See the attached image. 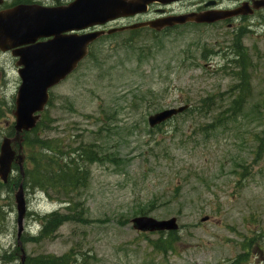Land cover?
Segmentation results:
<instances>
[{
	"label": "rangeland",
	"instance_id": "374dc122",
	"mask_svg": "<svg viewBox=\"0 0 264 264\" xmlns=\"http://www.w3.org/2000/svg\"><path fill=\"white\" fill-rule=\"evenodd\" d=\"M231 39L222 26H193L104 35L90 45L49 91L43 136L58 135L65 151L97 150L102 159L87 166L86 186L71 195L83 219L48 239L24 236L36 233L39 216L66 211L54 194L24 189L18 243L27 257L72 251L75 264H232L245 255L239 264H264V45L251 32L242 39L252 66L240 102L230 90L237 71L226 64ZM1 61L0 143L13 137L20 83L10 58ZM182 105L185 113L148 126L150 115ZM16 176L0 181V264H19L20 253L6 257L17 249ZM142 216L176 219L172 250L154 247L163 235L132 228L130 220Z\"/></svg>",
	"mask_w": 264,
	"mask_h": 264
},
{
	"label": "water",
	"instance_id": "95a60500",
	"mask_svg": "<svg viewBox=\"0 0 264 264\" xmlns=\"http://www.w3.org/2000/svg\"><path fill=\"white\" fill-rule=\"evenodd\" d=\"M155 0H135L132 4L123 5L120 0H74L61 8L17 7L0 15V47L2 51L21 46L25 49L17 52L20 68L17 74L20 85L14 104V136L3 138L0 143V179L7 182L12 164L20 169L24 160L22 153V134L31 131L40 119V113L48 102V90L58 85L69 76L87 55L89 44L104 34H112L124 30H136L149 27L160 31L164 27L175 24L194 22L211 24L236 15L235 12H205L173 17L163 21L139 23L131 26L111 29L106 32L95 31L87 34H71L95 26H103L120 16H133L142 13L145 5ZM175 1V0H174ZM38 39H49L34 44ZM7 45V47H2ZM30 45V46H29ZM187 106L172 108L148 117L150 128L158 126L174 116L182 113ZM14 145L18 148L15 151ZM17 211V238L23 230L25 201L22 186L14 194ZM207 221L202 218L201 222ZM132 228L137 232L176 231L175 218L155 220L149 217H135L130 220ZM19 244V243H18ZM20 245V244H19ZM20 263L25 260V253L20 247Z\"/></svg>",
	"mask_w": 264,
	"mask_h": 264
},
{
	"label": "trees",
	"instance_id": "16d2710c",
	"mask_svg": "<svg viewBox=\"0 0 264 264\" xmlns=\"http://www.w3.org/2000/svg\"><path fill=\"white\" fill-rule=\"evenodd\" d=\"M235 54L237 57L240 55L239 51L235 52ZM240 70L238 83L232 86L230 90L237 92L235 97H240L241 102L242 90L245 87L247 89L249 83L246 80L245 65ZM235 97L233 101L235 106L233 108L238 107L240 103L236 102ZM206 101H211V99L207 98L203 100L205 103ZM43 123L44 115H42L33 130L22 134V147L26 153L23 170L20 173L17 166H13L12 169L17 172L15 178L18 182L21 181L24 189L32 192L40 191L48 198L51 193L54 194L57 199L54 198L53 200L65 205L62 210L66 212L55 211L40 218L41 226L38 235L36 237L24 236V241L31 242H37L39 239H48L63 224L79 222L83 219V215L76 209L77 204L71 199V195L86 186L89 177L87 166L102 159L100 158V152L91 148L84 149L79 147L65 151L63 140L58 135L55 137H50L49 135L43 136L44 132L50 127H45ZM10 129L11 134H9L13 136L12 127ZM162 235L160 234V236ZM174 236V232L163 235L162 237H165V239L160 238L154 247L157 251L161 252L172 250V242L176 240ZM17 252L19 253L18 249L15 250L14 254L6 256L7 259L10 261L16 259L14 256L18 254ZM72 253V251H69L60 257L52 255H39L33 258L26 257L23 264H75L76 260L73 258ZM244 256H239L232 264H239Z\"/></svg>",
	"mask_w": 264,
	"mask_h": 264
},
{
	"label": "flooded vegetation",
	"instance_id": "af4514ba",
	"mask_svg": "<svg viewBox=\"0 0 264 264\" xmlns=\"http://www.w3.org/2000/svg\"><path fill=\"white\" fill-rule=\"evenodd\" d=\"M74 0H0V15H3L17 7H32V8H61L71 4ZM123 5L132 4L135 0H120ZM234 10L238 13L237 16L227 18L212 24H194L187 23L184 25H174L165 28L160 33H168L176 29L185 27H215L222 26L226 33L232 35L242 29L249 30L256 35L264 45V0H155L154 2L145 5L143 13H136L133 16H120L107 25L102 27H94L85 32L94 31L96 29H109L125 27L133 23L163 21L172 17L187 15V14H201L212 11ZM84 33V32H82ZM152 33V32H151ZM243 37H246L244 35ZM47 39H38L34 44L42 43ZM30 46V45H29ZM7 47V45L2 46ZM26 46H21L12 50L2 51L0 47V62L1 58L13 62L11 66L14 67L15 73L19 69V58L15 57L17 52L25 49ZM214 55V53H211ZM211 62H212V57ZM252 66V63H250ZM5 65H0L5 75ZM17 76V75H16Z\"/></svg>",
	"mask_w": 264,
	"mask_h": 264
}]
</instances>
